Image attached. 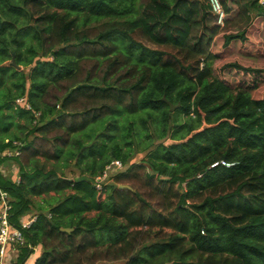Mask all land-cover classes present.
Segmentation results:
<instances>
[{
    "label": "trees",
    "instance_id": "obj_1",
    "mask_svg": "<svg viewBox=\"0 0 264 264\" xmlns=\"http://www.w3.org/2000/svg\"><path fill=\"white\" fill-rule=\"evenodd\" d=\"M223 2L226 20L241 13ZM245 10L264 15V1ZM208 21L210 0H0V106L16 111L0 112V165L14 160L21 177L0 171V181L15 223L38 212L15 264L36 247L34 264H264V64L247 29L224 32L214 49ZM169 100L190 116L174 121L185 134L132 163L120 132L143 112L166 128ZM16 115L28 137L9 133ZM89 130L97 143L76 149ZM62 156L76 176L59 172ZM115 158L130 166L103 197L95 178Z\"/></svg>",
    "mask_w": 264,
    "mask_h": 264
},
{
    "label": "rangeland",
    "instance_id": "obj_2",
    "mask_svg": "<svg viewBox=\"0 0 264 264\" xmlns=\"http://www.w3.org/2000/svg\"><path fill=\"white\" fill-rule=\"evenodd\" d=\"M260 1L262 2L263 0H260ZM220 2L223 5V8L225 10V17H226L227 13H226L225 4L223 0H220ZM236 2H239L237 5L242 8L241 13L232 17L230 20H226L224 18V22H219L218 16L213 8V23L211 21H208V22H209V25H216L215 32H214V39H213V42L215 43L214 49H222L221 44H222V39H223L222 37H223L224 32H237V31H242L243 29H247V35H248L247 42L249 43L250 47H253L255 57L264 64V15L260 13L258 14L257 11L255 10L246 11L245 3L249 2V0H236ZM37 58H44V57L38 56ZM13 61H14V58L9 57V58L4 59L2 63L10 64L12 62L13 64H15ZM223 61L224 59L222 57L214 58L213 60L214 69H216L218 65L222 64ZM25 66L26 65H21L20 67L19 65L18 68L20 70H22L23 68L24 69L23 71H27L29 69V66H26V67ZM20 75H21L20 72L19 74H13L12 75L13 77H10L11 75H9L8 85L10 86L8 85L7 86L8 88H10V90L14 91L16 90V87H17L13 79L11 81V78H15L16 81H18V80H21L22 78ZM0 94L3 95L4 92L1 90ZM170 102L176 104V106L172 107ZM168 103H169V109H170V114H171V120L169 121V123H167L166 128H164V122L159 116L148 117V120L144 122L142 120V115H145V113L143 112V113L135 115L136 121L134 122V126L131 129V132H128V130H125V134H121L120 132L118 139L120 140V144L122 145L123 149L131 150V154H133L131 157L132 163L137 162V161H142L144 157L146 158L147 156H149L150 151L153 149V147L157 145L158 143H160L162 140L164 141V143H170L172 141H177L178 139H173L172 137V134L175 133L177 129V127L174 128V124H175L174 121L181 122L184 124L187 120H190V116L188 113L179 110L181 107L180 103H175L171 100H169ZM16 105L14 108H16ZM10 111L16 112L15 109L13 108L11 110L5 106H0V112L8 113ZM13 119H14V122L12 123L10 127L9 133L11 131V133L13 134L16 133L21 137H24V136L28 137L30 132L27 133V131L31 127V125L29 124V121L26 118H20L17 115L14 116ZM198 122H199L198 120H195L194 121L195 125H198ZM164 130H166L167 133H166V138L163 139V137L161 136V133ZM97 132H99V130ZM92 133H93L92 130L87 131V133H79L76 136L77 138H75L77 141L75 140L74 143H72V145L77 149L80 145L78 141L79 139L82 142H84L85 144L84 151H86L87 150L86 147H88L89 145H92L93 142H96L94 138L91 136ZM5 134H8V133H5ZM184 134H185L184 129L182 127V128H178L177 132L174 135L183 136ZM30 137H32V135H30L29 138ZM106 154L107 156H110L111 151L108 150ZM68 157L70 160L72 159V156H66V157L62 156L61 161L59 162L60 164H57V168L59 169V172L62 171L70 177L76 176L80 172V169L77 166H75L70 160L67 161ZM76 159L78 158L77 157L74 158V161H76ZM8 160L14 162V160L12 159H8ZM42 161L46 162L48 166H54V163L51 161H46L44 159H42ZM0 166H1V169H0L1 173L4 176L9 175L11 177V172L9 171L8 167L4 166V164ZM53 194L54 192H51L50 195H47V199L52 201L53 199L58 200L57 198L61 197L60 195V196H57L56 198H53L51 197V195ZM37 198L38 197L35 196V199ZM56 200L53 202H56ZM43 208L47 209L48 206L44 205ZM33 211L35 212L36 210H33ZM151 238L155 239L153 235H151Z\"/></svg>",
    "mask_w": 264,
    "mask_h": 264
},
{
    "label": "built area",
    "instance_id": "obj_3",
    "mask_svg": "<svg viewBox=\"0 0 264 264\" xmlns=\"http://www.w3.org/2000/svg\"><path fill=\"white\" fill-rule=\"evenodd\" d=\"M210 2L218 16L219 22H224L225 10L220 0H210ZM17 103L27 104V106L30 107V103L27 102L26 96L18 97ZM15 143L21 144V141L17 140ZM19 154H21L20 148H7L3 152V155L8 156ZM129 166V163H125L119 158H115L106 164L103 171L95 178L98 191L103 197L105 196V186L113 180V175L126 170ZM20 178L19 175L16 176L18 181H20ZM12 207L13 204L10 192L0 181V264H15L18 261L21 245L26 244L24 228L29 227L38 216L37 211H32L31 213L23 215L20 222L17 224L12 220ZM49 215H51V213H49ZM37 250L38 247H36L34 253L22 264H34L37 257Z\"/></svg>",
    "mask_w": 264,
    "mask_h": 264
},
{
    "label": "crops",
    "instance_id": "obj_4",
    "mask_svg": "<svg viewBox=\"0 0 264 264\" xmlns=\"http://www.w3.org/2000/svg\"><path fill=\"white\" fill-rule=\"evenodd\" d=\"M4 166L8 167L9 171L11 172V176H16L15 174L17 167L15 166L14 162L7 160L5 161ZM38 198H40V196H38Z\"/></svg>",
    "mask_w": 264,
    "mask_h": 264
},
{
    "label": "water",
    "instance_id": "obj_5",
    "mask_svg": "<svg viewBox=\"0 0 264 264\" xmlns=\"http://www.w3.org/2000/svg\"><path fill=\"white\" fill-rule=\"evenodd\" d=\"M14 63H16V61L14 60L13 61ZM21 67V66H20ZM171 103V106L172 107H175L176 106V104H174V103H172V102H170ZM121 186H125V187H131L129 184H122ZM63 230H67V231H72L73 229H74V227H61Z\"/></svg>",
    "mask_w": 264,
    "mask_h": 264
},
{
    "label": "clouds",
    "instance_id": "obj_6",
    "mask_svg": "<svg viewBox=\"0 0 264 264\" xmlns=\"http://www.w3.org/2000/svg\"><path fill=\"white\" fill-rule=\"evenodd\" d=\"M105 195H106V193H105ZM105 197V196H104Z\"/></svg>",
    "mask_w": 264,
    "mask_h": 264
}]
</instances>
